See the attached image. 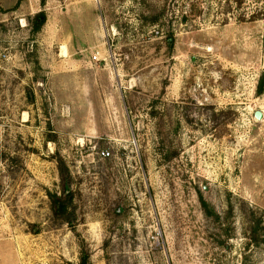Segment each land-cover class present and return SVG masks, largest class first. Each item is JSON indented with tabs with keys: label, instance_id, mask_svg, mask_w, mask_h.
I'll list each match as a JSON object with an SVG mask.
<instances>
[{
	"label": "rangeland",
	"instance_id": "1",
	"mask_svg": "<svg viewBox=\"0 0 264 264\" xmlns=\"http://www.w3.org/2000/svg\"><path fill=\"white\" fill-rule=\"evenodd\" d=\"M260 80L264 0H0V264H264Z\"/></svg>",
	"mask_w": 264,
	"mask_h": 264
},
{
	"label": "trees",
	"instance_id": "2",
	"mask_svg": "<svg viewBox=\"0 0 264 264\" xmlns=\"http://www.w3.org/2000/svg\"><path fill=\"white\" fill-rule=\"evenodd\" d=\"M35 20L37 22L35 31L38 32L41 30L42 25H44L46 22V15L44 13H39L38 15H36ZM263 93H264V84L260 80L258 94L262 95ZM55 199H56L55 200L56 201V205H55L56 209L55 210L57 211V213H62L63 209H64L62 201H61V199H59L57 197ZM87 263H88V257H85V256L82 257L81 264H87Z\"/></svg>",
	"mask_w": 264,
	"mask_h": 264
},
{
	"label": "built area",
	"instance_id": "3",
	"mask_svg": "<svg viewBox=\"0 0 264 264\" xmlns=\"http://www.w3.org/2000/svg\"><path fill=\"white\" fill-rule=\"evenodd\" d=\"M111 152L110 151H104V152H102V156L104 157V158H109V157H111Z\"/></svg>",
	"mask_w": 264,
	"mask_h": 264
},
{
	"label": "water",
	"instance_id": "4",
	"mask_svg": "<svg viewBox=\"0 0 264 264\" xmlns=\"http://www.w3.org/2000/svg\"><path fill=\"white\" fill-rule=\"evenodd\" d=\"M259 117V116H258Z\"/></svg>",
	"mask_w": 264,
	"mask_h": 264
}]
</instances>
